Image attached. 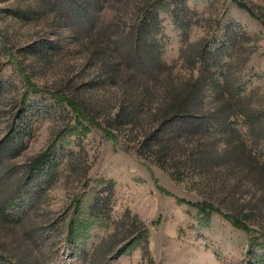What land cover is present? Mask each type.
Instances as JSON below:
<instances>
[{
    "label": "rangeland",
    "instance_id": "1",
    "mask_svg": "<svg viewBox=\"0 0 264 264\" xmlns=\"http://www.w3.org/2000/svg\"><path fill=\"white\" fill-rule=\"evenodd\" d=\"M94 4L0 0V264H264V0Z\"/></svg>",
    "mask_w": 264,
    "mask_h": 264
},
{
    "label": "trees",
    "instance_id": "2",
    "mask_svg": "<svg viewBox=\"0 0 264 264\" xmlns=\"http://www.w3.org/2000/svg\"><path fill=\"white\" fill-rule=\"evenodd\" d=\"M94 1H95L94 10L99 11V6L101 3H103L104 0H94ZM86 7L89 8V6L87 5ZM141 39L142 41H145L143 36L139 37V41H141ZM143 45H145L144 55L151 57L153 56L154 61L156 63H160L158 56L152 50L153 48L148 46L147 43L145 42L143 43ZM193 60L195 61V57H193ZM203 81L201 80L200 82L191 85L183 95H181L178 99H175L173 105L170 107L168 112L182 113L187 111L189 108L192 109L195 105L200 104L201 99H199L197 95L202 90V86L204 84ZM212 84L215 86L214 81H212ZM218 94H219L218 96L221 97L220 93ZM232 108L233 107L231 106L226 107L227 115L226 114L223 115V118L229 116V114L232 112ZM246 115L250 119H252L248 114ZM212 116L214 117V115ZM215 119L217 122H219V125L223 124L219 119L217 118ZM235 148H238L239 152L241 154H244L245 151L243 146L234 138V143L230 145L229 149L232 150ZM22 150H23L22 139L15 140L13 138H9L6 139L2 144H0V222L7 223L8 215H6V211L8 209V206L9 207L12 206L15 197L20 193V191L26 185H28L30 175L34 174L35 172L41 175L42 174L50 175L49 171H46V166L51 165L50 158L44 156L32 159L30 161V164H27V166L24 167L23 169L24 173H22L21 175V173L18 171V168L15 165H11L10 162L12 159L18 156L22 152ZM227 154L229 153L227 152ZM216 156H220V155L217 154ZM252 164L255 167H258V164H256L255 162H252ZM234 225L239 228L247 229V227H245L241 222L238 221H234ZM100 248H102V245L100 246Z\"/></svg>",
    "mask_w": 264,
    "mask_h": 264
}]
</instances>
